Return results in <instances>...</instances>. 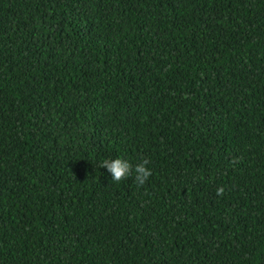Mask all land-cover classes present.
<instances>
[{"label": "trees", "instance_id": "16d2710c", "mask_svg": "<svg viewBox=\"0 0 264 264\" xmlns=\"http://www.w3.org/2000/svg\"><path fill=\"white\" fill-rule=\"evenodd\" d=\"M0 264H264V0H0Z\"/></svg>", "mask_w": 264, "mask_h": 264}, {"label": "clouds", "instance_id": "9594fccd", "mask_svg": "<svg viewBox=\"0 0 264 264\" xmlns=\"http://www.w3.org/2000/svg\"><path fill=\"white\" fill-rule=\"evenodd\" d=\"M148 163V159H144L143 162L138 163L135 168H133V165L128 160L115 158L114 160L104 159L100 162V167L106 170V173L110 175L111 180L117 183L131 176L134 172L137 184L142 186L152 175V170L147 167ZM223 193L224 188H219L218 194L222 195Z\"/></svg>", "mask_w": 264, "mask_h": 264}]
</instances>
